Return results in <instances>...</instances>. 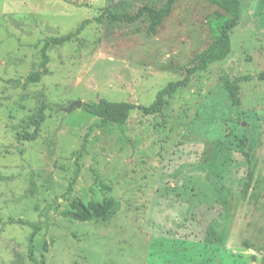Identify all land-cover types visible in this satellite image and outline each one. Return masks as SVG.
<instances>
[{
  "label": "rangeland",
  "instance_id": "374dc122",
  "mask_svg": "<svg viewBox=\"0 0 264 264\" xmlns=\"http://www.w3.org/2000/svg\"><path fill=\"white\" fill-rule=\"evenodd\" d=\"M163 1L0 0V264H264V0L203 69L219 7Z\"/></svg>",
  "mask_w": 264,
  "mask_h": 264
},
{
  "label": "trees",
  "instance_id": "16d2710c",
  "mask_svg": "<svg viewBox=\"0 0 264 264\" xmlns=\"http://www.w3.org/2000/svg\"><path fill=\"white\" fill-rule=\"evenodd\" d=\"M176 0H164L161 5L146 6L144 13H146L152 21V27L160 24L171 11ZM219 7L213 20L214 38L212 44L199 55V66L201 69L206 67L208 60H212L224 54L227 47V32L232 29L240 14V0H209ZM52 41H60L58 38H52ZM63 40V39H61ZM187 85L186 80L171 82L165 88L159 91L157 99L150 106H142V110L146 114H154L159 112L164 103L165 97L172 95L180 87ZM230 91L234 103L238 102L237 84L230 87ZM133 108L132 104L128 102H113L109 100H101L88 104V110L91 114L102 118L105 122H113L118 125H124L129 117L130 110ZM40 120L36 123V128L33 133L22 136L23 139L34 140L38 137L41 128Z\"/></svg>",
  "mask_w": 264,
  "mask_h": 264
},
{
  "label": "water",
  "instance_id": "95a60500",
  "mask_svg": "<svg viewBox=\"0 0 264 264\" xmlns=\"http://www.w3.org/2000/svg\"><path fill=\"white\" fill-rule=\"evenodd\" d=\"M80 106V105H82V102L81 101H75V102H73L72 104H71V106H70V108H72L73 106Z\"/></svg>",
  "mask_w": 264,
  "mask_h": 264
}]
</instances>
